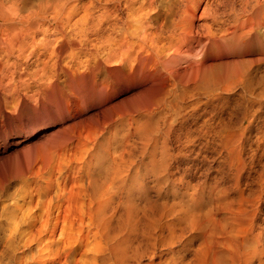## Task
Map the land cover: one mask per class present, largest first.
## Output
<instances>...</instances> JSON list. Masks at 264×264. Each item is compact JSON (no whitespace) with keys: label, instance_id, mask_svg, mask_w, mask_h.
Here are the masks:
<instances>
[{"label":"bare ground","instance_id":"bare-ground-1","mask_svg":"<svg viewBox=\"0 0 264 264\" xmlns=\"http://www.w3.org/2000/svg\"><path fill=\"white\" fill-rule=\"evenodd\" d=\"M252 40L264 54V0H0V87L57 84L74 59L131 68L153 60L165 78L210 86V49ZM243 132L229 124L163 131L165 154L151 168L179 173L174 187L183 191L171 199L120 193L128 173L87 169L69 192L102 240L89 258L77 260L80 238L57 239L55 227L41 247L43 230L31 236L46 198L49 214L63 211L65 187L0 184V264H264V136ZM33 242L36 255L20 256L18 244Z\"/></svg>","mask_w":264,"mask_h":264},{"label":"rangeland","instance_id":"rangeland-1","mask_svg":"<svg viewBox=\"0 0 264 264\" xmlns=\"http://www.w3.org/2000/svg\"><path fill=\"white\" fill-rule=\"evenodd\" d=\"M79 1L85 6L89 0ZM256 48L255 40L215 44L209 51L210 86L198 84L199 77H188V82L165 78L153 60L131 68L115 61L74 59L70 70L59 73L57 84L0 87V184L12 190L28 184L35 189L38 182L50 189L59 184L68 191L59 201L63 211L53 207L49 214L45 199L42 218L30 227L31 236L43 230L38 247L54 227L57 239L80 238L77 260L83 253L89 258L102 244L77 191L69 192L89 168L111 176L128 173L125 185V180L117 183L120 193L126 189L136 197L149 193L161 200L181 195L183 189H176L173 180L179 173L168 177L151 168L152 160L165 154L163 131L168 128L229 124L241 126L253 140L264 136V54ZM21 243L20 256L36 255L35 242L32 250Z\"/></svg>","mask_w":264,"mask_h":264}]
</instances>
